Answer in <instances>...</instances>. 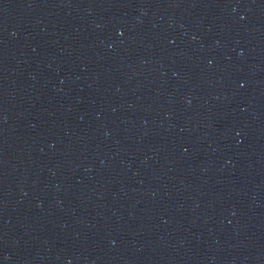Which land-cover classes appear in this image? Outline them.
I'll use <instances>...</instances> for the list:
<instances>
[{"label": "water", "instance_id": "1", "mask_svg": "<svg viewBox=\"0 0 264 264\" xmlns=\"http://www.w3.org/2000/svg\"><path fill=\"white\" fill-rule=\"evenodd\" d=\"M0 264H264V0H0Z\"/></svg>", "mask_w": 264, "mask_h": 264}]
</instances>
